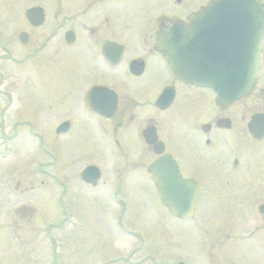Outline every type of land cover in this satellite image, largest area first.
Segmentation results:
<instances>
[{
    "label": "flooded vegetation",
    "instance_id": "obj_1",
    "mask_svg": "<svg viewBox=\"0 0 264 264\" xmlns=\"http://www.w3.org/2000/svg\"><path fill=\"white\" fill-rule=\"evenodd\" d=\"M58 1L55 29L40 31L46 21L43 7V22L36 26L26 21L25 43L18 41L28 47L26 63L32 72L37 74L52 62L58 64L57 97L46 102L44 96L46 126L41 146L46 165L58 163L60 174L43 169L44 198L52 188L48 181L57 186L60 208L68 212L73 211L68 196L72 193L76 200L81 186L93 192L98 188L100 194L117 199L129 196L132 183H150L151 195L158 198L152 175L161 177L162 173L159 168L151 172L149 167L164 154L172 157L176 173L198 183V197L205 196V202L213 199L217 204L224 198L223 203L228 200L236 206L238 195L247 198L256 179L264 189V17L259 77L241 97L218 100L210 88L188 83L172 71L165 52L156 47L166 27H188L194 15L214 0ZM252 1L264 14V0ZM205 19V60L225 66L227 39L240 34L241 24L227 22L223 16ZM93 86L113 93L90 97L88 103L86 93ZM53 105L57 112L50 113ZM93 152L110 161L108 175L100 167L99 178L91 184L79 173L82 154ZM17 193L21 192L3 193L0 184V203L16 199L15 211H26ZM253 195L256 199L264 192ZM262 203L264 197L247 208L263 221L249 233L253 239L257 235L259 241L254 244L259 247H264ZM224 208L220 205L216 209L222 210L215 214H225Z\"/></svg>",
    "mask_w": 264,
    "mask_h": 264
},
{
    "label": "rangeland",
    "instance_id": "obj_2",
    "mask_svg": "<svg viewBox=\"0 0 264 264\" xmlns=\"http://www.w3.org/2000/svg\"><path fill=\"white\" fill-rule=\"evenodd\" d=\"M32 5L45 8V26L40 31L55 29L58 0H0V184L3 193L21 192L16 196L23 197L27 209L15 211L16 199L0 203V264H48L53 245L56 264H264V247L255 246L257 235L254 239L249 235L263 221L247 210L264 197L253 199L255 192H264L259 179L251 184L247 198L238 195L236 206L228 200L223 203L224 198L217 204L213 199L205 202L201 196L189 219L170 215L151 195L150 183H132L129 196L118 200L108 199L98 188L93 192L81 186L76 200L72 193L67 198L73 211L62 228V213L54 202L57 186L48 181L52 188L46 192L47 199L40 183L43 169L58 176L59 164L47 166L39 150L46 126L44 96L46 102L57 97L58 64L43 65L38 75L32 72L24 61L28 47L17 39L19 31L28 30L24 11ZM38 79L40 86L45 82L42 88ZM52 108L50 113L57 112ZM109 161L97 152L83 153L80 164L97 163L108 175ZM200 180L205 183L203 177ZM117 201L128 208L120 215L121 227L111 215ZM220 205L227 207L225 214H215L222 210L216 209Z\"/></svg>",
    "mask_w": 264,
    "mask_h": 264
},
{
    "label": "water",
    "instance_id": "obj_3",
    "mask_svg": "<svg viewBox=\"0 0 264 264\" xmlns=\"http://www.w3.org/2000/svg\"><path fill=\"white\" fill-rule=\"evenodd\" d=\"M216 8L219 11H214ZM221 12L232 18L237 17V22L241 23V33L240 36L233 35L229 38V51L233 58L235 57L231 67L226 66L225 69L222 67L223 71L219 66L210 67L208 69L211 72L209 80L212 84L210 86L219 97L228 95V97L235 98L248 91L260 72L258 41L261 35L263 13L251 0H217L213 6L204 8L197 15L196 22L197 24L201 22V27L191 30H205V16L222 15ZM25 17L31 23L38 25L43 20V9L38 6L30 7L26 9ZM189 30L178 25L172 26L166 30L170 31L172 35L161 38L158 48L167 52L170 67L180 72L185 80L205 86V38L198 37L197 34L193 36L190 34L189 36L187 33L186 35L182 34ZM26 37L23 32L19 35L22 42H25ZM231 80H233L232 83ZM231 84H234L233 90H230L231 86L229 85ZM102 93L107 94L100 88L94 87L89 90L88 95L90 97ZM154 168H159L162 173L161 177L153 174L152 178L163 205L174 216L179 218L190 216L197 201V183L192 179L181 178L176 173V165L168 154L157 158L151 164L150 171L152 172ZM97 176V168L94 166H87L81 172V177L86 180L92 179L93 182Z\"/></svg>",
    "mask_w": 264,
    "mask_h": 264
}]
</instances>
